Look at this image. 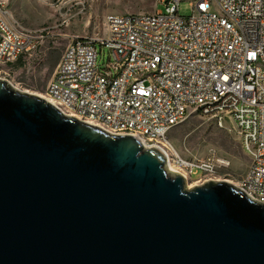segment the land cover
<instances>
[{
	"label": "water",
	"instance_id": "water-1",
	"mask_svg": "<svg viewBox=\"0 0 264 264\" xmlns=\"http://www.w3.org/2000/svg\"><path fill=\"white\" fill-rule=\"evenodd\" d=\"M0 264H264V204L0 80Z\"/></svg>",
	"mask_w": 264,
	"mask_h": 264
},
{
	"label": "built area",
	"instance_id": "built-area-1",
	"mask_svg": "<svg viewBox=\"0 0 264 264\" xmlns=\"http://www.w3.org/2000/svg\"><path fill=\"white\" fill-rule=\"evenodd\" d=\"M181 1L189 2V17L180 16ZM162 5L106 16L105 37L71 38L44 98L66 116L159 149L166 164L173 127L193 114L218 124L228 119L250 162L237 187L264 204V0ZM43 39L0 2V67L34 57ZM97 44L109 52L104 68ZM171 161L188 179L216 170L210 159Z\"/></svg>",
	"mask_w": 264,
	"mask_h": 264
},
{
	"label": "rangeland",
	"instance_id": "rangeland-1",
	"mask_svg": "<svg viewBox=\"0 0 264 264\" xmlns=\"http://www.w3.org/2000/svg\"><path fill=\"white\" fill-rule=\"evenodd\" d=\"M162 1L167 0H0L13 20L42 31L44 36L34 57L0 67V80L19 91L45 97L46 87L71 38L105 37L106 16L163 11ZM178 10L183 17L191 14L188 1H181ZM97 49V64L104 68L109 62V52L101 50L98 44ZM166 139L182 160L210 159L216 165L211 176L195 172L186 182V188L207 180L227 181L237 186L250 163L228 119L218 124L193 114L173 127Z\"/></svg>",
	"mask_w": 264,
	"mask_h": 264
},
{
	"label": "bare ground",
	"instance_id": "bare-ground-1",
	"mask_svg": "<svg viewBox=\"0 0 264 264\" xmlns=\"http://www.w3.org/2000/svg\"><path fill=\"white\" fill-rule=\"evenodd\" d=\"M40 98H44V97H40ZM44 99H45V98H44ZM158 151H160V150L158 149ZM160 152H161V151H160ZM174 157H178L177 154H176V152H175L174 150H172V151L169 153V155H166V158H167V167H168V169H169L170 171L177 172V173L181 174L182 176H184L185 179H186V182H187V181H188V178H186V174H185V172L182 171V170L177 169V167H175V166L172 164L171 158L173 159Z\"/></svg>",
	"mask_w": 264,
	"mask_h": 264
},
{
	"label": "trees",
	"instance_id": "trees-1",
	"mask_svg": "<svg viewBox=\"0 0 264 264\" xmlns=\"http://www.w3.org/2000/svg\"><path fill=\"white\" fill-rule=\"evenodd\" d=\"M20 61V60H19ZM19 61H17L16 63H18Z\"/></svg>",
	"mask_w": 264,
	"mask_h": 264
}]
</instances>
